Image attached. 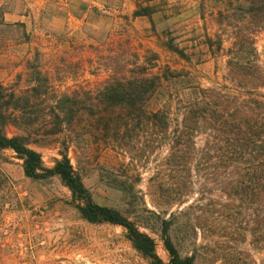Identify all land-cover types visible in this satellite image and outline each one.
Instances as JSON below:
<instances>
[{
	"label": "trees",
	"instance_id": "16d2710c",
	"mask_svg": "<svg viewBox=\"0 0 264 264\" xmlns=\"http://www.w3.org/2000/svg\"><path fill=\"white\" fill-rule=\"evenodd\" d=\"M209 1L215 30L204 42L224 62L207 86L190 70L134 61L129 47L117 44L121 53L114 55L108 35L101 43L109 75L94 90L62 92L43 105L51 77L41 70L20 96L0 87V151L12 150L29 178L58 176L84 220L122 227L148 264H264V65L256 44L264 36V0ZM153 12L152 5H138L132 16ZM165 46L188 59L172 40ZM15 111L20 123L10 119ZM7 124L18 125L20 134L8 136ZM148 137L168 149L166 167L149 176L147 192L128 179L112 180L124 208L94 202L69 153L102 144L126 151ZM32 144L55 147L59 157L46 167Z\"/></svg>",
	"mask_w": 264,
	"mask_h": 264
},
{
	"label": "rangeland",
	"instance_id": "374dc122",
	"mask_svg": "<svg viewBox=\"0 0 264 264\" xmlns=\"http://www.w3.org/2000/svg\"><path fill=\"white\" fill-rule=\"evenodd\" d=\"M147 4L154 8L151 17L132 16L138 5ZM214 9L209 0H0V87L20 96L34 86L30 77L41 70L51 77L46 86L49 101L43 105L62 92L94 90L109 75L101 43L108 35L114 55L120 56L121 46L129 47L138 55L134 61L151 60L155 70H190L207 86L224 62L212 58L204 42L215 30L209 15ZM167 40L182 48L188 59L170 51ZM74 41L84 46L74 47ZM256 44L264 65L262 34ZM14 103L9 101V110ZM17 106L20 109V103ZM12 118L20 123V112ZM5 132L20 134V127L7 124ZM151 139L130 142L134 147L126 151L102 144L91 145L87 153H69L94 202L124 208L123 193L112 180L128 179L136 182V190L147 192L149 176L166 167L168 149L166 141ZM31 146L46 167L59 157L57 148L48 144ZM0 175V264H148L122 227L84 220L58 176L27 177L21 160L9 149L0 151ZM154 237L156 252L166 261L162 241ZM218 261L210 260L223 264Z\"/></svg>",
	"mask_w": 264,
	"mask_h": 264
}]
</instances>
